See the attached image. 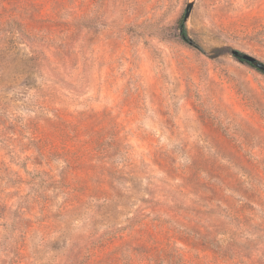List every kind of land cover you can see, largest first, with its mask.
<instances>
[{"label": "rangeland", "instance_id": "rangeland-1", "mask_svg": "<svg viewBox=\"0 0 264 264\" xmlns=\"http://www.w3.org/2000/svg\"><path fill=\"white\" fill-rule=\"evenodd\" d=\"M190 2L0 0V264H264V0Z\"/></svg>", "mask_w": 264, "mask_h": 264}, {"label": "water", "instance_id": "water-1", "mask_svg": "<svg viewBox=\"0 0 264 264\" xmlns=\"http://www.w3.org/2000/svg\"><path fill=\"white\" fill-rule=\"evenodd\" d=\"M193 2L191 0V2L188 4L187 6V10L185 12L184 18L183 20L185 21L187 19V16L189 14L190 9L192 8ZM230 54L234 57V59L242 64H245L261 73L264 74V64L259 62L258 60H256L255 58L242 53L240 51L237 50H231Z\"/></svg>", "mask_w": 264, "mask_h": 264}, {"label": "trees", "instance_id": "trees-1", "mask_svg": "<svg viewBox=\"0 0 264 264\" xmlns=\"http://www.w3.org/2000/svg\"><path fill=\"white\" fill-rule=\"evenodd\" d=\"M179 34H180L181 39L184 42H186L187 44H189V45H191L193 47H196L197 49H200L199 46L189 38V36L187 34V31H186V27H185V22L184 21H181L179 23Z\"/></svg>", "mask_w": 264, "mask_h": 264}]
</instances>
